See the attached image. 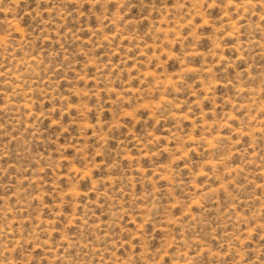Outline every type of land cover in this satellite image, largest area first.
<instances>
[{
    "label": "rangeland",
    "instance_id": "374dc122",
    "mask_svg": "<svg viewBox=\"0 0 264 264\" xmlns=\"http://www.w3.org/2000/svg\"><path fill=\"white\" fill-rule=\"evenodd\" d=\"M0 264H264V0H0Z\"/></svg>",
    "mask_w": 264,
    "mask_h": 264
}]
</instances>
